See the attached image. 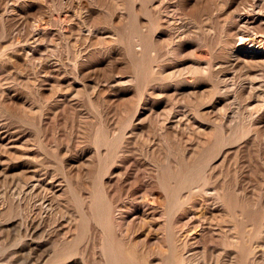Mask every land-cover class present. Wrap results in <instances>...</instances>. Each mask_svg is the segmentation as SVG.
Returning a JSON list of instances; mask_svg holds the SVG:
<instances>
[{
    "label": "rangeland",
    "instance_id": "rangeland-1",
    "mask_svg": "<svg viewBox=\"0 0 264 264\" xmlns=\"http://www.w3.org/2000/svg\"><path fill=\"white\" fill-rule=\"evenodd\" d=\"M263 3L0 0V264H264Z\"/></svg>",
    "mask_w": 264,
    "mask_h": 264
},
{
    "label": "bare ground",
    "instance_id": "bare-ground-1",
    "mask_svg": "<svg viewBox=\"0 0 264 264\" xmlns=\"http://www.w3.org/2000/svg\"><path fill=\"white\" fill-rule=\"evenodd\" d=\"M262 1V0H261ZM259 4V3H258ZM264 4V3H263ZM256 5V4H255ZM257 6V5H256ZM264 6V5H263ZM262 6V7H263ZM260 8H258V9H261L262 7L261 6H259ZM254 9H255V7H254ZM249 11V10H248ZM251 11V10H250ZM249 11V12H250ZM257 11V10H256ZM259 11V10H258ZM257 11V12H258ZM252 12H253V10H252ZM260 12H261V10H260ZM244 13H246V12H244ZM251 13V12H250ZM263 13V12H262ZM252 14V13H251ZM251 14L250 15H248V16H244L243 14V16H241V14H240V16L241 17H239V19L238 20H236V21H239V24H241V26L243 27V26H248V25H251V24H254L255 23V19L256 18H254L253 16H251ZM254 14V13H253ZM255 14H257V13H255ZM259 14H261V13H259ZM258 15V14H257ZM259 16V15H258ZM237 19V18H236ZM259 19V18H258ZM260 19H261V21H263V22H261V23H263L264 24V17H260ZM258 23V22H257ZM261 25V24H260ZM259 25V26H260ZM239 26V25H238ZM241 26H239V28L241 27ZM249 28H250V26H248ZM253 27H254V25H253ZM256 27H257V24H256ZM255 27V28H256ZM254 28V29H255ZM241 29V28H240ZM239 29V30H240ZM252 29V28H251ZM242 30V29H241ZM247 30H248V28H247ZM237 31H238V28H237ZM246 31V30H245ZM245 31L244 32H242V33H240L239 31V33H240V35H239V33H238V35H239V38H240V41H241V47L239 48V50L241 51V52H244V53H247V54H251V55H256V56H259V57H264V50H263V47H262V45H260V44H258L260 41H262V42H264L263 41V39H264V33H263V35L261 34V36H260V40H257L256 38H253V37H251L250 36V34L249 33H245ZM264 31V30H263ZM237 38H238V36H237ZM262 47V48H261ZM36 179V178H35ZM36 183V182H35ZM203 184V183H202ZM30 186V185H29ZM35 186H37V185H34V184H32L31 186H30V188L31 189H33L34 190V188H36ZM192 188V187H191ZM29 189V188H28ZM30 190V189H29ZM211 190V189H210ZM213 193V192H212ZM215 193V192H214ZM217 194V193H216ZM214 196V195H213ZM39 204V203H38ZM251 236V235H250ZM235 242H237V241H235ZM239 242V241H238ZM241 245V244H240ZM241 246H243V245H241ZM240 246V247H241ZM241 249V248H240ZM243 253H244V256H245V258H247L248 259V257H249V254H250V248H249V246L248 245H245L244 247H243ZM168 257V256H167ZM179 262H181L180 264H183L182 263V261H179ZM175 263H177V262H175ZM175 263H173V264H175Z\"/></svg>",
    "mask_w": 264,
    "mask_h": 264
}]
</instances>
